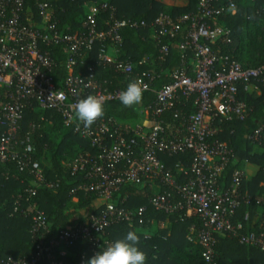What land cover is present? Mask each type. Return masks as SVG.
<instances>
[{
  "label": "built area",
  "instance_id": "2783aa9c",
  "mask_svg": "<svg viewBox=\"0 0 264 264\" xmlns=\"http://www.w3.org/2000/svg\"><path fill=\"white\" fill-rule=\"evenodd\" d=\"M83 6L82 30L64 32L48 1L0 0V164L16 163L19 172L31 176L15 197L13 212L30 219L33 243L28 256L9 255L0 258V264H38L43 259L47 264H84L114 242L108 232L111 226L154 224L153 219L144 218L146 206L124 207L126 195L120 191L128 185L146 189L154 210L177 212L181 219L192 220L186 238L201 247L205 264H218L215 245L219 234L228 233L240 244L264 251V220L256 230H244L241 221L233 222L236 211L250 204L252 197L242 189L247 178L244 168H235L228 183L223 182L225 168L234 164L235 154L217 138L219 129L214 125L216 121L245 120L247 106L238 99L239 86L254 83V90H264V64L242 65L222 49L231 40L230 30L219 17L234 15L237 3L197 0L194 12L176 17L160 12L150 21L119 16L106 1L84 2ZM124 28L148 30L154 40L156 58L144 56L138 62L147 68L136 70L133 62L122 58ZM179 34L178 65L168 75L170 82L153 91L172 39ZM52 45L62 48L66 68L82 63L96 46L97 64L114 75L99 80L92 64L85 73H67L57 80L59 62L48 49ZM136 80L147 86L144 93L154 92V99L140 107L138 119L103 116L88 129L76 121L73 107L80 99L96 95L104 103L118 101L120 93ZM189 102L190 112L185 111ZM33 107L56 113L64 126L94 150L81 152L66 167L75 180L70 189L72 200L77 201L78 194L92 198L96 211L52 234L47 217L30 198L40 188L55 192L60 178L46 177L34 156L31 132L19 137L23 113ZM45 122L50 121L41 116L29 126L39 130ZM245 138L250 144H264V120ZM177 155H188V166L178 161L172 169L162 159ZM23 196L26 206L21 203ZM243 220H248L247 213ZM164 226L162 221L160 227ZM76 245L85 248L69 259Z\"/></svg>",
  "mask_w": 264,
  "mask_h": 264
},
{
  "label": "trees",
  "instance_id": "16d2710c",
  "mask_svg": "<svg viewBox=\"0 0 264 264\" xmlns=\"http://www.w3.org/2000/svg\"><path fill=\"white\" fill-rule=\"evenodd\" d=\"M46 1L55 8L59 26L64 32L82 30L81 24L86 16L84 2L106 1L116 8L119 16L147 21L152 20L160 12L176 17L194 12L197 6V0H185L183 4L176 3L177 0ZM234 1L238 5L236 13L219 17V22L230 30L231 40L229 44L223 45L222 49L224 52H230L242 65L258 67L264 64V0ZM122 34L124 36L122 58L133 62L136 70L147 68L146 65H139L138 62L144 56L155 59L158 54L154 40L148 36V30L124 28ZM180 39V34L172 39V47L163 64L160 79L152 84L153 91L162 84L170 82L168 75L177 67L179 61L177 44L180 43ZM48 49L59 62L55 77L57 80L67 73H85L86 67L92 64L95 66L99 80L110 79L114 75L111 70L103 71L97 64L96 46L89 57L73 68H66L65 54L60 45H52ZM254 88V83L246 88L242 85L238 88V99L244 101L247 106L245 120L214 123L219 129L217 138L226 142L235 154L234 164H229L225 168L223 182L228 183L232 171L235 168H243L245 162L258 166L256 174L249 179L246 178L242 187L251 195L252 200L250 204L242 205L233 219V222L241 221L244 224V230H256L264 220V144H250L245 138L248 132L254 130L264 120V90H261L262 94L256 97ZM153 91L144 93L142 102L132 107H124L120 100L104 103V116H113L120 120L138 119L140 107L154 99ZM185 111H193L190 102L186 104ZM41 116L50 122H45L39 130L29 126L30 122L35 123ZM168 121L171 124L174 123L173 120ZM28 131L32 134L35 158L40 164L43 160L46 161L44 170L46 177L53 178L57 175L60 178L55 192L40 188L30 198L31 202H35L38 209L47 217L52 234L61 226L73 223L84 215L96 211L92 198L78 194L77 201L72 200L70 189L75 184V180L66 167V163L72 162L81 152L92 153L94 150L86 140L74 133L71 127L64 126L61 118L52 111L36 107L26 109L20 121L19 137ZM162 159L172 169L178 161L185 166H188L190 161L188 155L162 157ZM4 173H8L9 177H5ZM13 174L16 177H11ZM179 178L181 181L183 177L179 175ZM30 180L31 176L27 172L18 171L16 163L0 164V258L9 255L15 258L24 257L32 251L33 243L28 232L31 221L20 212H13L15 197L22 193ZM146 194V189L132 185L125 186L120 191L121 196L126 195L124 207L133 209L146 206L144 218L153 219L154 224L140 227L138 224L130 226L125 222L118 223L108 229L109 237L115 241L123 238L128 231H136L140 236L138 246L147 255L146 264H205L201 247L194 242H189L186 238L192 220L181 219L177 212L165 214L154 210L148 204ZM24 197L21 203L26 206ZM246 213L248 220L244 221ZM162 221L165 223L164 227H160ZM149 229L151 232L148 231ZM84 248V245H76L70 250L69 259L74 258L75 254ZM215 251L218 264H264V251L240 244L228 233L222 234L221 237L216 235ZM38 264H47L46 259Z\"/></svg>",
  "mask_w": 264,
  "mask_h": 264
},
{
  "label": "clouds",
  "instance_id": "9594fccd",
  "mask_svg": "<svg viewBox=\"0 0 264 264\" xmlns=\"http://www.w3.org/2000/svg\"><path fill=\"white\" fill-rule=\"evenodd\" d=\"M146 90L143 81L130 82L126 90L120 93L119 100L124 107H132L142 102ZM73 112L76 121L88 129L105 115L104 100L96 95H88L74 105ZM139 241L140 236L136 231H128L123 238L96 252L84 264H146L147 255L139 248Z\"/></svg>",
  "mask_w": 264,
  "mask_h": 264
},
{
  "label": "crops",
  "instance_id": "0c3cea01",
  "mask_svg": "<svg viewBox=\"0 0 264 264\" xmlns=\"http://www.w3.org/2000/svg\"><path fill=\"white\" fill-rule=\"evenodd\" d=\"M254 91H255L254 96H256V97H258V96H260L262 94V91L260 89H258V88H256ZM243 168H244V170L247 173V178L248 179L250 177H253L256 174L257 170H258V166L254 165V164H251V163H246V162L244 163ZM219 236L221 237L222 234H219L218 237Z\"/></svg>",
  "mask_w": 264,
  "mask_h": 264
},
{
  "label": "rangeland",
  "instance_id": "374dc122",
  "mask_svg": "<svg viewBox=\"0 0 264 264\" xmlns=\"http://www.w3.org/2000/svg\"><path fill=\"white\" fill-rule=\"evenodd\" d=\"M184 2H185V0H177V1H176V3H179V4H183ZM41 165H42L43 169L45 170V167H46V161L43 160ZM96 206H98V205H96ZM148 231L151 232L150 229H149ZM149 232H147V233H149ZM144 233H145V232H144Z\"/></svg>",
  "mask_w": 264,
  "mask_h": 264
}]
</instances>
